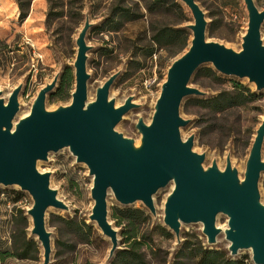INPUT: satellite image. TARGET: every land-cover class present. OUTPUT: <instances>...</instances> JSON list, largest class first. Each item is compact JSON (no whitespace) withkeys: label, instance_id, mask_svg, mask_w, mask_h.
<instances>
[{"label":"rangeland","instance_id":"obj_1","mask_svg":"<svg viewBox=\"0 0 264 264\" xmlns=\"http://www.w3.org/2000/svg\"><path fill=\"white\" fill-rule=\"evenodd\" d=\"M57 10L61 17L46 22L49 9L48 0H31L27 17L19 19V9L15 0H0V96L7 100L11 90L18 84L22 89L18 96L19 111L16 119L29 112L31 104L39 89L52 80L55 74L59 78L71 68L76 55L75 38L86 14L92 23L87 30L85 41L90 49L87 51L86 70L87 99L92 100L96 88L116 71L120 74L109 89V99L113 98L115 106L122 104L125 98L132 96L139 107L130 109L116 125V130L124 136L138 140L140 134L135 128L138 117L149 122L153 113L161 83L166 77L169 64L182 52L168 56L170 45L158 47L151 41L152 29L160 26L185 27L193 22L189 9L183 7V16L173 0H166L164 11L149 10L151 0H63ZM204 11L208 24H212L213 32H206L210 40L223 43L234 50L241 48L242 35L247 26V11L243 0H196ZM256 6L264 8V0H254ZM59 3V2H57ZM113 7L126 9L136 18L125 21L117 31L105 30L103 22ZM75 11H81L80 20L74 24L70 17ZM264 43V31L261 29ZM153 47V54L147 56V48ZM211 67L202 64L198 70ZM220 80L202 75L191 85L205 92L204 96H187L183 99L180 113L189 120L181 128L183 139L191 133L195 135L193 150L204 153V167L215 160L220 169L224 168L226 154L229 152L231 162L237 168L238 175L243 178L245 162L255 134V130L264 118V89L256 91L254 84L245 78L226 76L218 73ZM232 82L242 84L255 93L252 101L230 109L223 113H213L197 104L196 97H211L222 89L230 88ZM58 85V83H57ZM62 92L65 97L54 100L49 93L45 99L48 110L58 105H66L71 100V91ZM53 91H57V86ZM60 93V92H59ZM21 115V116H20ZM245 143H248L244 145ZM264 160V143L262 148ZM38 169L50 172V184L58 192V197L68 205L69 210L49 208L45 215V226L50 232L51 255L48 264H107L110 242L102 235L94 222L88 219L93 200L90 196L92 176L84 163L75 161L68 148L50 152L47 161H39ZM258 188L260 200L264 203V172L261 174ZM171 184L159 189L153 195L156 215H151L140 201L131 205H120L112 193L107 196L108 218L118 232V248L125 247L122 242L121 226L115 225L111 218L114 207H141L150 215L149 220L140 225L139 231L144 235L142 247L146 251L148 264H196L194 249L205 245L228 252L229 242L221 232L216 243L209 245L202 233L201 223H182L180 226V242L177 243L174 233L163 223V208L166 195ZM16 192L20 193L17 199ZM32 205L31 196L18 186L0 185V264H42L41 247L36 237L30 235L29 224L24 233V225L20 209ZM27 215V214H26ZM74 218L77 223L85 221L91 224L94 234L88 242H80L79 236L72 232L69 224L58 217ZM215 224L224 229L227 217L216 216ZM33 239L39 248L35 258H18L27 242ZM150 247L159 248L157 254H150ZM114 252V254H115ZM28 255L35 254L33 249L26 250ZM113 254V255H114ZM231 256V255H230ZM113 257V256H112ZM234 258L251 260V251L240 250Z\"/></svg>","mask_w":264,"mask_h":264},{"label":"water","instance_id":"obj_2","mask_svg":"<svg viewBox=\"0 0 264 264\" xmlns=\"http://www.w3.org/2000/svg\"><path fill=\"white\" fill-rule=\"evenodd\" d=\"M178 1L193 18L185 26L190 31L189 45L167 67L150 121L137 118L138 140L115 128L125 113L139 107L131 95L118 106L113 98L109 99V89L120 71L109 75L96 88L94 98L87 99L86 60L90 46L85 35L92 25L87 14L75 38L74 87L68 104L52 110L45 107L46 96L57 86L59 73L39 89L29 112L17 119L22 84L11 90L7 100L0 96V185L18 186L31 196L32 205L26 214L30 218V235L41 247L42 264H48L51 255L46 211H68L69 207L51 186L50 172L41 171L37 164L47 161L50 152L63 148H68L76 162L84 163L92 176L93 205L88 219L110 242L107 262L118 248V232L108 218V193L123 206L140 201L155 216L153 195L171 184L162 220L177 243L182 223H201L207 244H215L217 235L223 232L231 256L248 249L254 264H264V203L258 188L264 172V118L255 130L240 178L229 152L223 169L215 160L204 167L205 154L193 150L195 135L191 133L185 139L181 136V128L189 120L180 113L185 97L205 95L191 85L202 64H211L222 75L245 78L256 91L264 89V8H258L254 0H243L247 26L241 48L234 50L207 38L208 22L196 0ZM218 214L227 217L224 229L215 224Z\"/></svg>","mask_w":264,"mask_h":264},{"label":"trees","instance_id":"obj_3","mask_svg":"<svg viewBox=\"0 0 264 264\" xmlns=\"http://www.w3.org/2000/svg\"><path fill=\"white\" fill-rule=\"evenodd\" d=\"M19 9V19L23 21L29 12V7L31 0H15ZM49 9L46 14V22L61 17L63 15L62 11L55 8L61 6L63 0H48ZM59 2V3H57ZM70 4V0L66 1ZM166 0H151V6H148L149 10L164 11ZM173 5L180 10L181 15L184 17L183 7L178 0H173ZM81 17V11H75L74 15L70 17V20L76 24ZM136 18L135 15L129 13L126 9L113 7L110 11L109 16L103 22L105 30L117 31L122 26V24L130 19ZM264 31V23L262 26ZM208 33L213 32L212 24L207 25ZM190 31L186 27H172V26H160L152 29L151 41L158 45V47L170 45V51L168 56H174L189 45ZM153 47L147 48V56L153 54ZM208 76L216 80H220L218 73L211 67L205 69L197 70L192 78L195 81L199 76ZM74 76L72 74L71 68L66 66V71L62 77H60L57 85V91L50 92V97L54 100L62 99L65 97L62 92H69L73 82ZM60 92V93H59ZM72 92V91H71ZM255 97V93L251 91L248 87L232 82L230 88L222 89L216 95L211 97H196L194 100L197 104L209 109L213 113H223L230 109H234L241 105H244L252 101ZM248 143H245L246 145ZM17 199L20 198V193L16 192ZM20 211L21 220L24 227V233L27 231L29 220L22 209ZM65 223L69 224L72 232L79 236L80 242H88L90 236L94 234V229L91 224L81 221L77 223L74 218L65 219L63 217H58ZM111 218L115 221V225L121 226L122 242L126 243L122 249L115 252L113 257L109 260L107 264H148L146 258V251L143 249V238L144 235L140 233V225L149 220V213L141 207H114L111 212ZM33 249V255H28L26 250L29 248ZM159 248L150 247V254H157ZM39 253V248L33 239L27 242L22 251L17 253L18 258H35ZM196 257V264H251L250 261L243 258H234L228 254L224 249H217L213 247H208L205 245H199L194 249V254Z\"/></svg>","mask_w":264,"mask_h":264},{"label":"bare ground","instance_id":"obj_4","mask_svg":"<svg viewBox=\"0 0 264 264\" xmlns=\"http://www.w3.org/2000/svg\"><path fill=\"white\" fill-rule=\"evenodd\" d=\"M21 116V115H20Z\"/></svg>","mask_w":264,"mask_h":264}]
</instances>
